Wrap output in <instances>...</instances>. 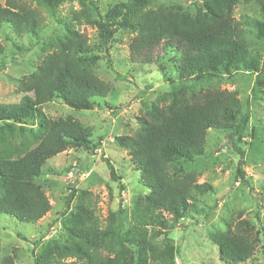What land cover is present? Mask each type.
I'll return each instance as SVG.
<instances>
[{
  "label": "trees",
  "instance_id": "1",
  "mask_svg": "<svg viewBox=\"0 0 264 264\" xmlns=\"http://www.w3.org/2000/svg\"><path fill=\"white\" fill-rule=\"evenodd\" d=\"M256 1L261 19L242 16L237 20L234 11L241 0H204L195 13L175 5L154 4L153 0H123L105 12L97 0H34L58 26L51 36H45V30L50 29L22 0L0 4V41L12 43L14 60L18 53L34 48L38 58L33 70L17 80L23 94L20 101L0 103V215L36 225L52 211L37 179L48 161L70 147L92 144L94 130L71 115L51 119L44 107L60 101L77 112L95 110L93 99L106 98L112 91L96 67L106 60L108 69L113 70L109 47L119 31L134 35L129 46L133 61L143 58L142 63L150 65L149 53L160 47L176 52L177 72L187 84L159 98L138 119V133L114 140L128 152L149 191L138 198L129 217L121 204L119 215L129 218L128 228L100 229L85 203L71 208L72 194L62 217L67 241L38 240L35 264H176L169 231L196 208L201 196L213 192L211 184L198 183L199 172L187 169V164L204 157L209 130H231L241 118L239 93L221 90L219 84L238 72L259 74L262 69L260 55L253 51L248 35L251 31L256 40H264V0ZM74 2L80 9L61 15L62 8ZM81 26L99 31L102 56L80 32ZM251 28L254 30L248 32ZM5 52L0 42L3 59ZM203 81L210 87H201L197 93L188 88L191 82L198 86ZM261 81L258 78L254 95L262 87ZM248 121L246 115L238 125L244 129ZM237 152L241 160L236 181L245 183L244 152ZM10 153L16 157L8 158ZM225 225V230L211 236L220 261L251 264L259 241L258 236L253 238V224L239 219ZM107 248L108 253L103 251ZM1 264L13 262L7 257Z\"/></svg>",
  "mask_w": 264,
  "mask_h": 264
},
{
  "label": "rangeland",
  "instance_id": "2",
  "mask_svg": "<svg viewBox=\"0 0 264 264\" xmlns=\"http://www.w3.org/2000/svg\"><path fill=\"white\" fill-rule=\"evenodd\" d=\"M97 1L105 12L111 5L123 0ZM5 2L0 0L2 5ZM22 2L37 12L43 24L50 29L45 30V36H51L58 26L52 23L48 13L37 6L34 0ZM203 2L153 0L154 4L175 5L190 13H195ZM257 3L256 0H241L235 8V18L240 20L242 16H247L250 20L261 19ZM74 9H80L77 2L66 4L61 15H67ZM79 30L95 53L102 56L99 31L90 26H81ZM250 30L254 29L248 32ZM248 35L253 51L260 55L261 72H238L233 78L225 77L218 88L239 93L241 118L248 115L249 121L244 129L238 125L240 118L231 130H209L204 157L187 164V169L199 172L198 183L211 184L213 192L201 196L196 208L187 213L175 229L169 231L168 235L176 249V264H224L220 261L211 236L225 230L226 222L235 224L239 219L250 221L255 228L254 240L259 237L254 259L250 263L264 264V40H256L251 31ZM133 36L126 31H119L115 35V42L109 47L113 70L108 69L106 60L98 62L97 73L111 86L112 91L106 98L93 99L97 104L95 110L77 112L60 101L44 107L51 119L71 115L85 126L92 127V144L70 147L47 162L37 182L48 196L52 211L39 223H21L0 215V264L7 257L11 258L13 264H35L38 249L34 244L38 240L42 243L49 240L67 241L62 217L72 194L71 208L85 203L102 230L118 225L128 228L127 217L133 205L139 197L148 194L128 152L119 148L114 140L138 133V119L144 117L159 98L187 84L180 80L176 67L178 56L173 50H162L160 47L149 53L152 58L150 65L142 63L143 58L133 61L135 56L129 48ZM0 42L6 50V58L0 57V103H18L23 94L17 88V80L28 75L33 70L32 65L38 64V58L34 56L36 48L24 54L18 53L14 60L12 43L4 39ZM258 78L262 80V87L254 95L252 90ZM194 83H189L188 88L194 89L196 93L201 87H210L209 82L197 83L198 86ZM212 83L217 85V82ZM237 149L244 152L242 170L245 183L236 181L241 160ZM7 157L16 156L10 153ZM110 167L114 170L115 179H112ZM121 204L128 213L127 217L119 215ZM73 213L77 215L79 212L74 210ZM103 251L108 253L109 248Z\"/></svg>",
  "mask_w": 264,
  "mask_h": 264
}]
</instances>
